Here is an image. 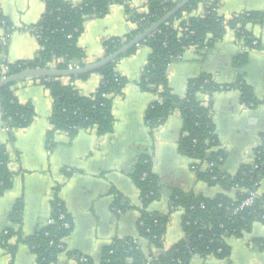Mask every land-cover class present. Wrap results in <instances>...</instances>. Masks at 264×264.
<instances>
[{"label":"crops","instance_id":"crops-1","mask_svg":"<svg viewBox=\"0 0 264 264\" xmlns=\"http://www.w3.org/2000/svg\"><path fill=\"white\" fill-rule=\"evenodd\" d=\"M79 2L80 0H66ZM148 0H130L129 8L137 13L146 11ZM264 9V0H218L219 16L228 20L232 15ZM0 10L9 22L8 42L0 50V60L8 64L32 61L39 50L32 27L45 11L43 0H0ZM135 26L128 21L124 5H112L103 17L87 20L78 39L86 56V64L104 58V42L120 38ZM260 49H246L237 40L234 31L227 30L223 39L211 49L197 51L189 48L172 62L167 71L173 94L184 97L187 82L209 75L218 84H232L239 78L251 87L258 101L256 106L241 102L240 92L233 87L211 97L201 95L199 100L211 104L215 133L220 148L226 154L223 171L234 175L243 165L252 164L254 149L264 131V22L251 27ZM247 53L244 67H235L234 61ZM150 49L140 46L136 53L122 58L116 72L128 79L123 94L114 98L113 131L100 135L95 129H81L73 136L51 130L52 98L39 80H25L14 85L13 93L21 105H31L34 117L24 129L7 132L0 111V145L9 157L8 170L12 174L11 188L0 197V234L10 227L8 220L17 200L23 202L21 239L32 236L45 226L51 215V202L56 196L71 217L72 229L65 240L67 251L77 252L98 263L101 250L115 238H132L143 253L152 248L138 236L140 196L131 174L143 154H151L153 172L160 183V199L147 210L166 214L171 190L213 197L220 192L196 180L191 170L192 161L179 154L177 142L181 135L180 113L174 111L154 132L145 123V113L156 99L137 85L146 65ZM70 80L62 78L63 84ZM100 83V76L91 74L85 80L72 84L83 96L92 95ZM264 194V179L257 189ZM120 204L127 206L121 213L113 211L116 195ZM182 237L181 214L174 213L167 227L164 246L170 248ZM253 238L264 242V225L255 223L250 233L242 238H229L231 264H264V249L251 244ZM13 238L11 244H16ZM12 264H36L25 242H17ZM10 256L0 249V264H9ZM189 264H226L209 257H193Z\"/></svg>","mask_w":264,"mask_h":264},{"label":"trees","instance_id":"trees-1","mask_svg":"<svg viewBox=\"0 0 264 264\" xmlns=\"http://www.w3.org/2000/svg\"><path fill=\"white\" fill-rule=\"evenodd\" d=\"M130 0H43L45 11L39 22L32 27L37 33L39 50L32 61L8 64L0 60L1 67L8 66L6 77L26 69L36 67L67 70L70 67L86 65L84 51L78 47V39L83 32L84 23L93 18L103 17L112 5H124L128 21L135 28L120 38H111L104 42V57L115 52L134 37L143 33L158 22L182 0H148L146 11L137 13L129 8ZM190 0L172 18L157 31L146 37L138 46L131 48L116 61L100 68L94 73L100 76L96 91L83 96L72 84L73 80H85L91 74L67 78H40V83L49 90L52 98L50 116L51 130L47 134L48 144L55 132H65L73 136L81 129H95L105 135L113 131L114 118L112 106L114 98L121 96L128 79L116 72L119 60L136 53L140 46L150 49L137 85L143 92L151 93L155 100L145 113V123L150 132H154L174 112L178 111L182 120L181 135L177 142L180 155L192 161L190 167L196 180L208 187H217L220 192L213 197L199 194H184L171 190L166 214L152 213L147 208L160 199V183L153 172L151 154L139 157L131 179L140 196V217L137 224L138 236L148 242L152 251L143 253L137 241L132 238H115L100 253L97 264H189L193 257L203 259L213 257L231 264V249L226 244L229 238H242L250 233L255 223L264 225V194L257 189L264 179V131L260 142L254 149L252 164L241 166L234 175L223 171L226 154L220 148L215 133L211 104L202 103L201 95L211 97L215 93L237 88L241 102L248 106L258 105L253 90L242 78L232 84H218L209 75L191 79L187 82L184 97L171 91L168 83V67L189 48L198 52L211 49L221 41L227 30L234 31L238 41L246 49H260L251 27L262 26L264 9L234 14L228 20L217 12L218 0ZM9 22L0 10V31H8ZM248 62L247 53L238 56L235 67L241 68ZM8 84L0 89V111L2 119L12 131L27 128L34 117L31 105H21L16 100L13 87ZM161 101V102H160ZM264 104V97L262 99ZM9 157L0 145V197L12 186V174L8 170ZM251 192L257 198L250 206L241 208ZM121 195H116L112 204L113 211L124 210L120 204ZM181 214V239L165 248L164 238L174 213ZM63 216V218H61ZM50 219L32 236L21 239L23 220V202L17 200L8 217L11 224L0 234V248L10 256V263L17 249V242H25L36 264H60L59 256L65 253L76 264H83V256L77 252L65 251L62 240L72 229V220L64 204L56 196L51 202ZM68 228H65V226ZM13 238L16 244H11ZM251 244L264 249L261 239L253 238ZM87 263L93 264L87 257ZM68 264V263H65Z\"/></svg>","mask_w":264,"mask_h":264},{"label":"water","instance_id":"water-1","mask_svg":"<svg viewBox=\"0 0 264 264\" xmlns=\"http://www.w3.org/2000/svg\"><path fill=\"white\" fill-rule=\"evenodd\" d=\"M190 0H182L171 11L163 16L158 22L151 25L143 33L134 37L130 42L124 44L121 48L111 53L110 55L102 58L101 60L86 64L83 67L69 68L67 70H57L52 68H32L26 69L19 73L10 75L0 79V89L8 84L19 83L25 80L40 79V78H71L80 75L91 74L100 68L116 61L118 58L127 53L131 48L138 46L146 37L157 31L163 24L172 18L179 10L188 4Z\"/></svg>","mask_w":264,"mask_h":264},{"label":"built area","instance_id":"built-area-1","mask_svg":"<svg viewBox=\"0 0 264 264\" xmlns=\"http://www.w3.org/2000/svg\"><path fill=\"white\" fill-rule=\"evenodd\" d=\"M212 0H208L207 1V5L210 4ZM34 36L36 37V39L39 38V36L37 35L36 32H34L32 30ZM8 42V36L6 34H0V50L6 46ZM4 62V61H3ZM70 68H73V67H70ZM8 72V66L7 65H4L3 67H1V76H0V79L1 78H5L6 76L4 74H6ZM161 102V101H160ZM5 129L7 132H10L12 131L11 128L5 124ZM257 198V193L255 192H251L250 195H249V198L241 205V208H244V207H247V206H250L253 202L254 199ZM116 213H120V211H116ZM61 218H63V216H61ZM47 224H53V221L51 219L48 220ZM65 228H68V226L66 225ZM65 240L66 239H63L62 240V244L65 246ZM63 252H67V249L65 248V251ZM87 257H83L80 262L85 264L87 263ZM59 263L60 264H65V263H68V264H76V262H74V260L72 259H69L65 253H62L60 256H59Z\"/></svg>","mask_w":264,"mask_h":264},{"label":"rangeland","instance_id":"rangeland-1","mask_svg":"<svg viewBox=\"0 0 264 264\" xmlns=\"http://www.w3.org/2000/svg\"><path fill=\"white\" fill-rule=\"evenodd\" d=\"M34 80V79H33ZM2 250V248H0ZM3 251V250H2ZM5 253V252H4ZM8 255V254H7ZM9 256V255H8ZM93 264H96V263H93Z\"/></svg>","mask_w":264,"mask_h":264}]
</instances>
